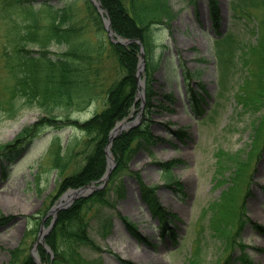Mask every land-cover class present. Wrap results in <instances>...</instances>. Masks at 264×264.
<instances>
[{"label":"rangeland","instance_id":"rangeland-1","mask_svg":"<svg viewBox=\"0 0 264 264\" xmlns=\"http://www.w3.org/2000/svg\"><path fill=\"white\" fill-rule=\"evenodd\" d=\"M208 2L169 0L176 18L169 25L153 28V57L159 64L154 73L155 104L169 92L174 93L175 101L167 103L171 111L156 108L150 117L152 133L162 140L149 149H139L128 165L129 171L138 172L145 183L158 187L163 206L177 215L174 223L178 244L175 245L168 234L160 236L157 221L148 214L139 198L136 179L125 174L120 178L123 197L112 195L116 206L102 210L113 224L107 238L98 230L97 210L88 213L93 219L91 236L101 250H80L87 260L99 264H121L119 258L136 264H188L197 258L201 264H240L234 258L226 262L232 251L236 256L242 250L240 244H232L231 250L223 251L226 240L237 234L242 244L253 248L249 253L254 262L264 264V234L258 233L249 222L239 231L238 217L225 219V215L219 216L213 207L227 188L226 185L214 186L216 177H229L236 168V163L232 164L225 155L239 153L236 158L248 165L245 172L248 178L235 192L239 196L235 204L240 208L245 202L246 207L242 208L247 219L264 226V106L257 109L264 94V82L257 83L264 75V59L250 51L258 40L255 31L264 18V0H219L222 35H230V40L235 37L240 46L250 45L245 52L242 49L236 52L224 84L225 69L219 66L217 54L225 50L226 45L215 46L214 35L218 30H214ZM2 3L0 0V7ZM82 3L83 0H78L79 11ZM3 19L0 13V50L5 31ZM90 36L95 39L93 34ZM52 50L60 53L64 49L53 47ZM245 53L247 65L242 61ZM101 68V79L110 82L115 76L113 59L107 57ZM183 70L191 77L189 81H185ZM3 76L1 74L0 78ZM200 85L208 92L206 97L201 94L205 99L202 112L193 110L195 102L190 101L188 95L189 86L199 90ZM102 104V99L95 98L82 105L85 106H81L82 109L57 111L60 119L69 117L70 121L43 126L23 153L4 165L0 161V264H11L13 250L19 251L17 259L21 262L40 244V223L60 190L61 173L54 167L51 148L58 143L62 145L63 156L69 155L63 160V163L68 162L64 173H72L85 156V138L74 121L89 119L100 111ZM5 109L0 108V146L13 142L24 127L41 123L45 116L40 109L25 110L14 116L7 115ZM133 115L135 113L130 116ZM169 128L186 129L188 137L177 138ZM68 150L71 154L66 155ZM221 151L225 155L218 156ZM175 159L183 161L174 167L172 174L180 181L184 195L167 187L161 174L160 164ZM221 168L223 174H219ZM120 215L129 217L155 245H142L132 238ZM219 227L229 229V235L224 236Z\"/></svg>","mask_w":264,"mask_h":264},{"label":"trees","instance_id":"trees-1","mask_svg":"<svg viewBox=\"0 0 264 264\" xmlns=\"http://www.w3.org/2000/svg\"><path fill=\"white\" fill-rule=\"evenodd\" d=\"M42 0L38 3L31 0H6L8 10L4 17L3 47L0 50V107H6L8 115H16L26 109H40L45 113L41 123L26 127L12 142L0 146V160H5L20 154L39 131V126H56L63 119L56 115L62 109L69 111L82 109L84 104L92 99H102V109L89 120L79 123L74 121L84 135V159L70 174H65L71 151L65 155L61 144L53 150L54 167L61 173L58 194L51 202L52 208L57 200L69 189H78L94 181L100 180L106 172L107 159L105 148L109 142L111 130L117 122L126 118L134 105L140 108L141 102H136L138 83L136 78L139 63L140 47L133 43L128 46L114 44L107 36L103 22L89 0H83L79 11L78 0ZM108 11L112 28L119 36L140 40L147 59L145 72L147 99L143 124L124 131L113 142L112 153L116 167L109 179L108 185L95 191L89 197L79 198L67 209L58 212L55 224L46 237L47 246L53 251L52 264H99L88 261L79 252L81 248L100 250L90 233L93 219L88 217L92 209L98 212L95 218L102 237H107L112 230V220L102 214L105 208L116 206L115 194L123 197L124 188L120 182L121 176L132 175L139 186L141 200L147 206L153 218L159 221L158 228L162 236L172 235L177 241V235L171 226L177 216L165 209L159 197L157 188L147 185L138 172L129 171V163L133 155L141 148H150L158 143L151 132L149 116L156 108L168 110V101L174 100L173 93L166 94L159 105L155 104L156 92L153 86L156 63L153 60L152 26L171 24L176 13L169 0H101ZM210 15L216 30L220 27L221 12L218 0H209ZM12 13V14H11ZM264 34V19L262 21ZM94 36V40L91 38ZM223 40V39H222ZM53 47H62L60 53H54ZM250 51L264 59V36L259 44L250 47ZM113 59L115 76L110 82L101 79V68L105 59ZM245 65L248 60L243 58ZM263 79V80H262ZM257 83L264 82V75ZM193 90V89H192ZM194 92V90H193ZM196 94V92H194ZM193 94V95H194ZM263 101L264 94L261 96ZM202 98L195 99V107L201 110ZM82 106V108H81ZM170 110V109H169ZM65 120H70L66 118ZM172 131V130H170ZM183 139L186 133L182 130L174 132ZM223 154V152H220ZM5 157V158H4ZM232 160V157H230ZM238 169L231 175L233 184L223 194V202H217L219 212L225 217H231L235 211L236 184L245 172L244 162L233 159ZM182 160H172L160 164L167 187L176 192H182L180 181L172 177L173 166ZM46 214V213H45ZM127 231L139 242L152 245L150 238L142 235L138 226L128 217L120 215ZM53 217L46 219L49 227ZM260 232L264 228L254 223ZM228 232V230H226ZM242 249L246 246L242 245ZM42 261L49 264L51 256L40 247ZM16 262L20 254L18 250L11 251ZM241 264H254L247 253L243 252L237 258ZM123 264H134L122 260ZM20 264H35L28 256Z\"/></svg>","mask_w":264,"mask_h":264},{"label":"water","instance_id":"water-1","mask_svg":"<svg viewBox=\"0 0 264 264\" xmlns=\"http://www.w3.org/2000/svg\"><path fill=\"white\" fill-rule=\"evenodd\" d=\"M91 1L95 5V7L98 9V11L100 12V14L103 16V13H102L103 12V7L101 5L100 0H91ZM103 20H104V23H105L106 30H107V32L109 34V37L113 40V34H112V29H111V22L109 20L105 19V18ZM114 42H116V43H122L124 45H127L128 43H130V41H123L122 39H116V40H114ZM141 47H142V45H141ZM142 51H143V48H142ZM142 59H143V62L139 66L138 75H137V79H138V82H139V86L141 85V82H140L141 73H142V71L144 70V67H145L144 54L143 53H142ZM142 94L143 93H140L139 96L142 95ZM132 125H134V124L133 123H130V124L118 125L117 127H115V129L111 133L110 142H109L108 147L106 148V154H107V158H108V172H107L106 176L102 179L105 184L108 182L110 173H111L112 169L115 166L114 160L111 158V151H110L111 143H112L113 139L119 133H121L127 127H131ZM92 189L95 190L97 188L96 187H92ZM82 191H85V188H83ZM67 206H68L67 204L66 205H63V204L59 203L57 206L54 207V209L51 211V213L56 214L60 209H63L65 207H67Z\"/></svg>","mask_w":264,"mask_h":264},{"label":"bare ground","instance_id":"bare-ground-1","mask_svg":"<svg viewBox=\"0 0 264 264\" xmlns=\"http://www.w3.org/2000/svg\"><path fill=\"white\" fill-rule=\"evenodd\" d=\"M126 40H130V39H126ZM80 193H82L81 191H74V192H70L69 194L66 195L65 199H70L71 197H73L74 195H79Z\"/></svg>","mask_w":264,"mask_h":264}]
</instances>
